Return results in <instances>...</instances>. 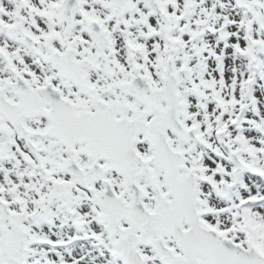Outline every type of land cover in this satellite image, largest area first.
<instances>
[{
	"label": "snow or ice",
	"instance_id": "1",
	"mask_svg": "<svg viewBox=\"0 0 264 264\" xmlns=\"http://www.w3.org/2000/svg\"><path fill=\"white\" fill-rule=\"evenodd\" d=\"M0 264H264V0H0Z\"/></svg>",
	"mask_w": 264,
	"mask_h": 264
}]
</instances>
